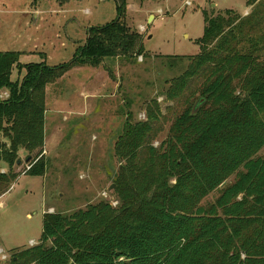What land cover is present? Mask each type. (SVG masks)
<instances>
[{
    "label": "trees",
    "instance_id": "1",
    "mask_svg": "<svg viewBox=\"0 0 264 264\" xmlns=\"http://www.w3.org/2000/svg\"><path fill=\"white\" fill-rule=\"evenodd\" d=\"M117 2V18L91 27L69 63L22 64L20 52H0V164L8 168L0 197L18 177L20 150L31 166L25 175L45 173L47 85L73 67L147 57L142 35L121 21L125 0ZM202 16L199 54L170 57L188 63L165 82L170 106L162 113L151 100L140 121L126 113L114 144L117 205L44 214L39 244L13 250L6 264H264V57L256 35L264 18ZM166 124V139L154 146Z\"/></svg>",
    "mask_w": 264,
    "mask_h": 264
},
{
    "label": "rangeland",
    "instance_id": "2",
    "mask_svg": "<svg viewBox=\"0 0 264 264\" xmlns=\"http://www.w3.org/2000/svg\"><path fill=\"white\" fill-rule=\"evenodd\" d=\"M248 1L125 0L121 21L142 35L147 57L103 59L97 67H73L47 85L42 153L46 170L42 177L25 175L29 164L26 153L19 151L21 163L12 168L18 177L0 197L1 264H6L13 250L39 244L44 214H68L100 201L117 205L111 189L119 167L114 144L126 113L144 120L145 109L154 99L164 113L170 106L161 95L165 82L188 64L170 57L199 54L196 41L203 36L202 11L264 18V0H250L252 6ZM117 5V0L65 4L0 0V52H20L22 64L45 62L57 67L69 63L84 46L91 27L117 18ZM256 35L264 57V26ZM25 73L15 71L12 78L21 80ZM6 94L3 91L1 97ZM168 130L166 124L154 146L166 139ZM259 155H264V148ZM0 172L8 173L7 166L0 164ZM216 196L210 195L207 201Z\"/></svg>",
    "mask_w": 264,
    "mask_h": 264
},
{
    "label": "built area",
    "instance_id": "3",
    "mask_svg": "<svg viewBox=\"0 0 264 264\" xmlns=\"http://www.w3.org/2000/svg\"><path fill=\"white\" fill-rule=\"evenodd\" d=\"M185 5H186V4H185ZM139 29H140V30H143L142 27H140ZM7 97H8V95L6 94V95H5V98H2V97H1V99H6ZM30 167H31V166L28 165L26 170L28 171V170L30 169ZM30 246H32V245H30Z\"/></svg>",
    "mask_w": 264,
    "mask_h": 264
},
{
    "label": "water",
    "instance_id": "4",
    "mask_svg": "<svg viewBox=\"0 0 264 264\" xmlns=\"http://www.w3.org/2000/svg\"><path fill=\"white\" fill-rule=\"evenodd\" d=\"M28 162H29V160L26 161V163H28ZM20 163H21V162H18V165H20ZM114 188H115V185H112V186H111V189H114Z\"/></svg>",
    "mask_w": 264,
    "mask_h": 264
},
{
    "label": "crops",
    "instance_id": "5",
    "mask_svg": "<svg viewBox=\"0 0 264 264\" xmlns=\"http://www.w3.org/2000/svg\"><path fill=\"white\" fill-rule=\"evenodd\" d=\"M64 79V78H63Z\"/></svg>",
    "mask_w": 264,
    "mask_h": 264
}]
</instances>
